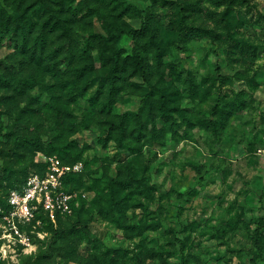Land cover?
Segmentation results:
<instances>
[{
    "label": "rangeland",
    "instance_id": "1",
    "mask_svg": "<svg viewBox=\"0 0 264 264\" xmlns=\"http://www.w3.org/2000/svg\"><path fill=\"white\" fill-rule=\"evenodd\" d=\"M24 11L48 28L60 15L96 69L77 79V50L66 73L26 65L18 77L33 87L0 89V264H264V0H26ZM52 154L81 165L85 210L56 238L41 217L17 245L4 198Z\"/></svg>",
    "mask_w": 264,
    "mask_h": 264
},
{
    "label": "trees",
    "instance_id": "2",
    "mask_svg": "<svg viewBox=\"0 0 264 264\" xmlns=\"http://www.w3.org/2000/svg\"><path fill=\"white\" fill-rule=\"evenodd\" d=\"M11 5L15 7V13L10 14L0 7V46L3 43V39H7V43L4 47L13 50V53L9 55L7 59H0V89H12L14 87H20L25 92L26 89L33 87L31 80L22 79L18 77V74L26 71V65L29 67H38L47 62L46 70L51 72L54 76L60 73H66L67 67L64 65L65 55L70 54L72 61L75 59V53L78 50L80 58L86 63L83 67L76 70L75 77L81 79L87 72L94 71L96 69L95 61L91 57L89 50L90 46L86 44L79 48L78 42L74 38V28H67L65 23L60 20L61 16H57V21L52 28H48L46 24H39L33 22L28 18V13H18L21 7L25 4L26 0H10ZM10 5V4H9ZM137 30L131 31L132 37H137ZM55 35L59 44L53 46L49 42V36ZM19 57L25 59V64L18 62ZM62 57V59H60ZM74 62L70 61L69 66ZM65 66V67H64ZM165 104H163V107ZM54 155V154H52ZM58 156V155H57ZM63 163L71 164L61 158ZM46 166H42L35 172L43 175ZM79 174H70L66 176L64 180L65 189L67 191H77L80 188L72 185V179ZM29 177V176H28ZM28 177L16 188L11 189L3 201V209L7 211L9 209L8 197L13 190H21L26 184ZM86 200H81L79 206H74L72 215L62 216L58 215L56 223L52 222L49 218L40 215L39 218H43L44 224L54 232V238L58 237V227L66 220L68 222L79 219L80 213L85 210ZM78 222L75 226L79 225ZM183 247V245H181ZM183 249V248H182ZM184 264L186 259L184 258Z\"/></svg>",
    "mask_w": 264,
    "mask_h": 264
},
{
    "label": "built area",
    "instance_id": "3",
    "mask_svg": "<svg viewBox=\"0 0 264 264\" xmlns=\"http://www.w3.org/2000/svg\"><path fill=\"white\" fill-rule=\"evenodd\" d=\"M45 171L32 173L21 190H13L8 197L9 209L2 210L4 237H11L17 245L27 246L31 227L40 226V215L56 223L57 216L72 215L74 206L87 199L80 191H67L64 180L82 171L80 164H65L56 155L45 159Z\"/></svg>",
    "mask_w": 264,
    "mask_h": 264
}]
</instances>
